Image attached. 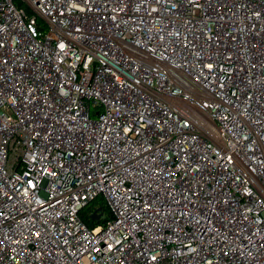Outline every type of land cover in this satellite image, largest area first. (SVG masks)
Here are the masks:
<instances>
[{
    "label": "built area",
    "instance_id": "1",
    "mask_svg": "<svg viewBox=\"0 0 264 264\" xmlns=\"http://www.w3.org/2000/svg\"><path fill=\"white\" fill-rule=\"evenodd\" d=\"M0 264H264V0H0Z\"/></svg>",
    "mask_w": 264,
    "mask_h": 264
},
{
    "label": "trees",
    "instance_id": "2",
    "mask_svg": "<svg viewBox=\"0 0 264 264\" xmlns=\"http://www.w3.org/2000/svg\"><path fill=\"white\" fill-rule=\"evenodd\" d=\"M101 206H102V208L105 210V204L104 203H101L100 204ZM88 208H89V205L86 207V209L88 210ZM85 220L89 223V224H92L93 225V223H91V220H90V218H85Z\"/></svg>",
    "mask_w": 264,
    "mask_h": 264
},
{
    "label": "water",
    "instance_id": "3",
    "mask_svg": "<svg viewBox=\"0 0 264 264\" xmlns=\"http://www.w3.org/2000/svg\"><path fill=\"white\" fill-rule=\"evenodd\" d=\"M99 218H100V214H96V213H95V214L93 215V219H99Z\"/></svg>",
    "mask_w": 264,
    "mask_h": 264
}]
</instances>
